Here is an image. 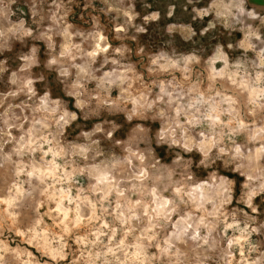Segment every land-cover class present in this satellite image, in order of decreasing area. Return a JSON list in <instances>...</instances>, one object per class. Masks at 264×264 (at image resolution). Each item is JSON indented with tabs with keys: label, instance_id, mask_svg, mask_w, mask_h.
Returning <instances> with one entry per match:
<instances>
[{
	"label": "rangeland",
	"instance_id": "obj_1",
	"mask_svg": "<svg viewBox=\"0 0 264 264\" xmlns=\"http://www.w3.org/2000/svg\"><path fill=\"white\" fill-rule=\"evenodd\" d=\"M0 264H264V0H0Z\"/></svg>",
	"mask_w": 264,
	"mask_h": 264
}]
</instances>
